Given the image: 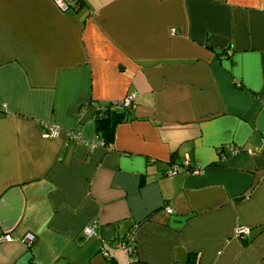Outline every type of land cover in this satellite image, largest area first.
I'll return each instance as SVG.
<instances>
[{"label": "crops", "instance_id": "crops-1", "mask_svg": "<svg viewBox=\"0 0 264 264\" xmlns=\"http://www.w3.org/2000/svg\"><path fill=\"white\" fill-rule=\"evenodd\" d=\"M127 231L137 264H264V0H0V264H119Z\"/></svg>", "mask_w": 264, "mask_h": 264}, {"label": "built area", "instance_id": "built-area-1", "mask_svg": "<svg viewBox=\"0 0 264 264\" xmlns=\"http://www.w3.org/2000/svg\"><path fill=\"white\" fill-rule=\"evenodd\" d=\"M70 0H52L53 4L61 11H65L68 9V3ZM133 100V95L129 94L127 96H124L122 99H118L115 101L110 102V107L113 108H125V109H130L133 106L132 103ZM59 131V128L55 125H44L43 126V130H42V135L44 137H53L55 135H57ZM67 136L71 139L77 140L79 141L78 136L72 132V131H68ZM105 145L103 144V142L99 141L98 139H94L91 143H89L90 147L94 146V145ZM228 150H232V148L230 146H226L225 147ZM193 170H195L193 168ZM176 171V168H171L169 170H167L165 172V174L167 176L172 175L174 172ZM163 211L167 214L171 213V209L168 205L163 206ZM97 227V219H91L88 223H86L82 228H81V237L82 238H87V237H91L93 235H95V228ZM248 232V228L247 227H238L235 230V234L242 238L244 237V235ZM11 236L7 233H1L0 232V243L2 242H7L11 240ZM128 240L127 241H121L119 240L116 243V247H120V249H122L125 252V260L122 264H134L133 261V257L131 256V254L129 253V246H128V242H130L131 240V236L130 234L127 236ZM34 239V236L32 235V233L30 232H26L22 235V237L20 238L21 241L25 242L26 244H30ZM99 254L101 255L102 258L104 259H112V254L110 253V251L105 248L103 245H101L99 247Z\"/></svg>", "mask_w": 264, "mask_h": 264}, {"label": "trees", "instance_id": "trees-1", "mask_svg": "<svg viewBox=\"0 0 264 264\" xmlns=\"http://www.w3.org/2000/svg\"><path fill=\"white\" fill-rule=\"evenodd\" d=\"M82 0H70L68 3L69 8H78L81 5ZM67 9V10H68ZM66 11V10H65ZM93 105V119H94V129H95V138L103 142V144H109L113 139L114 128L116 124L123 122L129 118L130 109L125 108H113L110 107V102L106 103H92ZM130 234L131 240L128 242L129 253L133 257L134 264H137L136 259L134 258L133 250V234L131 231H127L119 239L121 241H127V236ZM104 246V245H103ZM105 247V246H104ZM107 248V247H105ZM107 261L111 259H105ZM187 264H195L194 261H190Z\"/></svg>", "mask_w": 264, "mask_h": 264}, {"label": "water", "instance_id": "water-1", "mask_svg": "<svg viewBox=\"0 0 264 264\" xmlns=\"http://www.w3.org/2000/svg\"><path fill=\"white\" fill-rule=\"evenodd\" d=\"M243 198V195L233 197L232 201L236 202ZM192 216V213L190 214H184V215H171L168 218V225L171 227H179L182 226L187 219H189Z\"/></svg>", "mask_w": 264, "mask_h": 264}, {"label": "rangeland", "instance_id": "rangeland-1", "mask_svg": "<svg viewBox=\"0 0 264 264\" xmlns=\"http://www.w3.org/2000/svg\"><path fill=\"white\" fill-rule=\"evenodd\" d=\"M118 254L120 255L119 264H122L125 260V252L122 249H117Z\"/></svg>", "mask_w": 264, "mask_h": 264}]
</instances>
